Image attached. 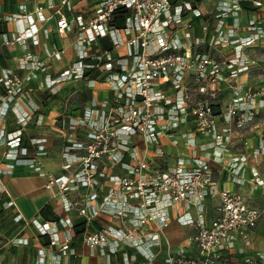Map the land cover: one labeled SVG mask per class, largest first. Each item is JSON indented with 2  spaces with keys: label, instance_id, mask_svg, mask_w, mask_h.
Listing matches in <instances>:
<instances>
[{
  "label": "built area",
  "instance_id": "obj_1",
  "mask_svg": "<svg viewBox=\"0 0 264 264\" xmlns=\"http://www.w3.org/2000/svg\"><path fill=\"white\" fill-rule=\"evenodd\" d=\"M27 1H32L31 8ZM27 1L19 10L0 16V22L14 24L13 29L0 32V46L23 48L16 67H4L0 73V189L8 192L2 174L11 173L19 163L43 169V157L49 153L46 136L25 139L26 127L40 107L32 82L55 90L61 82L87 78L95 95L83 113L59 115L65 172L56 175L43 170L46 186L60 193L64 208L76 209L87 225L102 215L118 221L85 229L82 242L92 251L101 248L108 255L126 250L122 264H154L171 207L186 201L197 207V216L182 214L178 218L195 226L189 241L197 245L198 256H188L179 248L167 254L166 264H264V252L248 255L243 261L222 258L221 253L239 239L249 240L264 207L221 188L205 160L191 164L179 157L164 167L153 159L165 154L162 137L173 136L188 121L198 133L212 139L223 157L233 133L263 111L264 82L253 87L240 81L242 75L260 67L248 48L264 37V24L256 17L243 23L244 0H218L215 23L204 20L200 30L188 17L201 14L196 0H97L89 16L75 18L62 10L71 8L69 0H61L53 15L46 13L41 0ZM47 7L54 8V0ZM122 9L128 15L119 26L115 17ZM53 16L61 35H74L77 54L55 75L52 62L63 59L65 47L58 43L48 46L40 37L41 24ZM31 45H42L44 55ZM212 49L220 50V55ZM96 72L99 76L93 77L91 73ZM262 74L264 81V68ZM223 84L230 97L222 107L219 94ZM101 85L108 91L103 98L95 93ZM11 112L18 125L8 130ZM187 142L195 145L196 141L188 137ZM261 151L264 144L255 149ZM247 162L245 155L235 156L231 162L234 173H242ZM253 175L256 187L264 185L258 170ZM207 191L219 198L211 222L203 202ZM33 222L59 251V259L46 264H63L61 255H79L70 236L62 239L60 235V224L72 229L70 218ZM126 244L134 248L132 253Z\"/></svg>",
  "mask_w": 264,
  "mask_h": 264
},
{
  "label": "crops",
  "instance_id": "obj_2",
  "mask_svg": "<svg viewBox=\"0 0 264 264\" xmlns=\"http://www.w3.org/2000/svg\"><path fill=\"white\" fill-rule=\"evenodd\" d=\"M25 1L27 0H0V16L19 10L20 5ZM48 1L50 0H41V3L45 6L46 13L53 15L54 9L60 6L61 0H54V8L47 7ZM93 1L69 0L71 8L64 6L62 10L70 18H75L77 15L87 17L95 7L96 2ZM259 1L262 2V0ZM243 2L247 4V7L252 8L247 9L246 6L244 7L242 11L243 22L246 23L248 18L256 17L264 24V10L261 8L253 9V7H258L253 0H244ZM8 3L14 6L15 9L12 11L8 9ZM27 3L29 8L33 6L32 1H27ZM215 5L210 9V0H196V6L201 11V18L196 22H192V20L190 22L196 30H200L202 21L206 19L211 21V23H215L214 16L210 17V12L214 11ZM195 16L188 17L194 19ZM3 26L6 29L14 28L13 23H3ZM40 37L42 43L48 46L58 43L65 47L63 59L52 62L51 71L54 75L77 56L72 45L74 35H61L57 31L55 16L41 24ZM260 45L264 44L260 43ZM0 48H3L6 54L3 53L7 55L10 63L8 66L0 63L1 73L4 67H16L22 56L23 48L21 46H0ZM31 49L42 56L45 53L42 45H31ZM91 75L98 77L99 73H91ZM249 79V74H244L240 77L241 82L253 86L252 81L250 82ZM32 86L35 88L33 92L34 98L40 107L26 127L25 139L29 141L33 137L46 136L48 138L49 153L43 157V169L19 163L11 173L2 174V180L8 192L0 189V264H38L39 260L43 261V264L55 263L59 259V251L50 246L49 236L42 234L33 222L35 219L42 221L52 220L51 218L54 217H67L73 222L71 230L67 226L60 224V235H62V239L70 236L69 242L77 249L79 255L77 257L61 255L63 264L74 261L79 264H122L123 253L126 250L108 255L106 252L103 253L101 248H96L92 251L89 246L82 242V235L85 229L101 227L106 224H117L118 221L112 216L102 215L91 225H87L85 218L79 215L76 209L67 210L64 208L62 195L46 186L47 177L43 173L44 169H48L56 175L65 172L63 167L64 159L60 154V149L64 142L58 132L59 115L61 113L82 114L84 106L95 95L93 87L89 85L87 78L61 82L55 90L39 88L38 81H33ZM101 87L95 92L99 98H103L108 94L103 85ZM223 87L224 90L220 92L222 96L220 104L222 107L227 104L230 97L225 84H223ZM218 108L217 110L219 111ZM220 122H223V117H220ZM17 125L16 114L11 112L7 118V128L8 130L16 129ZM188 137L196 141L195 145L187 142ZM174 139L176 142H174ZM161 142L165 154L163 156H154L153 159L156 163L167 167L174 164L179 157L189 160L191 164H195L197 160H205L209 162L214 179L221 188L234 190L249 204L264 207V185L256 187L253 181L254 170H258L260 177L264 178V152H255L256 148L264 144V109L256 116L253 122L247 124L244 128L237 129L233 133L229 150L223 153V157L218 155L220 152L219 148L212 139L198 133L192 121H188L175 129L173 136L162 137ZM238 155H245L248 162L242 173L236 175L231 167V162ZM218 200L217 194H212L211 191L210 193L207 191L204 194L203 202L208 222H211L215 215V207ZM11 201H15L16 205L11 203ZM170 212V222L166 227L162 245L158 250L154 264H166L165 258L167 254L182 247L177 244L181 238H185L184 241L188 245V256H198L197 245L189 241L191 234L196 231L195 226L185 225L178 218L182 214H186L185 217L190 215L196 217L197 207L193 204L188 206L186 201H182L173 205ZM244 244H246L245 248ZM127 246L126 244L127 251L132 253L134 248ZM42 252L45 254L40 255ZM262 252H264V214L252 230L249 240L239 239L232 247L223 250L221 253L222 258L243 261L248 255H257Z\"/></svg>",
  "mask_w": 264,
  "mask_h": 264
},
{
  "label": "rangeland",
  "instance_id": "obj_3",
  "mask_svg": "<svg viewBox=\"0 0 264 264\" xmlns=\"http://www.w3.org/2000/svg\"><path fill=\"white\" fill-rule=\"evenodd\" d=\"M217 1L218 0H210V9L214 6V4H217ZM93 2H96V0H94ZM213 2H214V4H213ZM254 8L255 9L261 8L262 10H264V0H262V5H259L258 7H253V9ZM247 9H252V8L247 7ZM216 13H217V9H216V5H215L214 11L210 12V17H213L214 16V18H215ZM246 23H247V20H246ZM262 39H263L262 41H260L261 40L260 39L254 45H252L251 47L248 48V53L251 56L257 58L259 60V65H260V67L254 68L249 73V75H250L249 81L250 82L252 81L253 86H259L260 84H262L264 82L263 79H262L263 78L262 77L263 76L262 71H263V68H264V45H260V43L261 44H264V37ZM211 51L216 56H219L220 55V50L219 51H217V50L214 51L212 49ZM170 160H172V158H170ZM185 225H187V224H185ZM184 239L185 238H181L178 241L177 244L181 245L182 247H180V248L183 249L187 253L188 245L186 244V242L184 241ZM245 247H246V244H244V248ZM172 248H173V245H172Z\"/></svg>",
  "mask_w": 264,
  "mask_h": 264
},
{
  "label": "trees",
  "instance_id": "obj_4",
  "mask_svg": "<svg viewBox=\"0 0 264 264\" xmlns=\"http://www.w3.org/2000/svg\"><path fill=\"white\" fill-rule=\"evenodd\" d=\"M7 4V3H6ZM243 6L247 7V4L245 2H243ZM8 9H10L11 11L14 10V6H12L11 4L8 3ZM128 15V11L126 9H122L121 11H119L115 17V23L118 24L119 26H122L124 23H125V19H126V16ZM201 18L200 15H196L194 17V19L192 18V22H196L198 21L199 19ZM207 20V19H206ZM6 30V28L3 26V23L0 22V32L2 33V31ZM104 45L105 46H108L109 43L104 40ZM5 51L3 50V48H0V63L4 66H8L10 63L8 61V57L7 55H5L4 53ZM221 95L219 94V99H221ZM219 103V102H218ZM58 217H54V218H51L52 220H55L57 219Z\"/></svg>",
  "mask_w": 264,
  "mask_h": 264
}]
</instances>
